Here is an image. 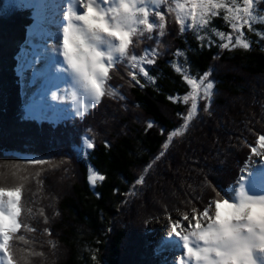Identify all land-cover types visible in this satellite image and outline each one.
I'll return each instance as SVG.
<instances>
[{
    "label": "trees",
    "instance_id": "obj_1",
    "mask_svg": "<svg viewBox=\"0 0 264 264\" xmlns=\"http://www.w3.org/2000/svg\"><path fill=\"white\" fill-rule=\"evenodd\" d=\"M258 10L264 16V0ZM30 16L23 0H0V165L20 164L28 176L24 200L33 212L46 211L45 217L26 221L36 229L29 234L33 248L47 264H153L144 222L177 204L190 213V202L211 200L212 188L224 197L264 135V23L258 19L252 32L245 29L248 49H219L218 38L202 46L191 30L180 33L175 17L167 15L172 31L161 38L164 54L143 65L153 82L119 64L107 81L116 96H103L82 116L48 121L29 115L22 100L17 57L34 25ZM212 23L231 32L221 18ZM148 46L154 45L142 37L134 51L143 54ZM177 49L183 54L177 56ZM177 68L194 77L209 72L216 96L211 115L198 101L197 117L183 136L169 142L168 133L183 123L190 107L182 99L189 89ZM37 159L44 164H35ZM89 166L101 177L94 186L88 182ZM186 194L191 200H177Z\"/></svg>",
    "mask_w": 264,
    "mask_h": 264
},
{
    "label": "snow or ice",
    "instance_id": "obj_2",
    "mask_svg": "<svg viewBox=\"0 0 264 264\" xmlns=\"http://www.w3.org/2000/svg\"><path fill=\"white\" fill-rule=\"evenodd\" d=\"M79 7L83 9L89 3L92 4L102 15H105L108 20L115 26H120L124 31L131 33H140L141 38L151 41L152 45L145 47L143 54H136L134 47L126 49L125 55L117 60H112L110 65L113 66L126 61L128 69H134L144 77L148 82H153V77L145 70L143 65H153L158 58L164 53L162 48H165L162 37L167 32L172 31L166 27V15L175 17V25L178 26L180 33H187L191 30L195 33L197 41L202 46H211L213 41L210 37L219 39L216 47L219 49H248L249 43L245 39L244 33L241 31L247 27L249 32L253 31V25L259 19L264 23V16H261L256 11V5L260 0H77ZM126 5L127 11H117L119 5ZM76 13L69 7L64 14L65 20H70ZM222 16V19L230 26L231 33L226 34L215 29L212 23L213 18ZM207 33V35H201ZM259 35V33H257ZM177 56L182 55V50L177 49ZM217 57H214V59ZM172 63V61H169ZM181 73L185 84L189 91L183 95L182 99L185 104H190L187 108V114L183 116V123L174 131L168 133V141H172L173 137L183 136L189 123L192 122L198 114V101H203L201 105L204 113L211 115V105L213 104L216 92L214 90L215 81L210 79V73L205 71L203 74H198L194 77L189 74L187 69L177 68ZM133 81L138 84L140 81L137 75L132 71L128 72ZM103 84V81H100ZM143 88L144 85L140 84ZM87 94L90 97V102L87 104L80 103L75 110L76 116H82L89 109L100 105L101 98L105 95L116 96L117 93L107 87L105 92L101 87L99 91L88 89ZM55 98V94L53 96ZM75 99V97H73ZM124 99L123 96L120 97ZM151 127V124H149ZM86 148L91 149L93 144L90 139L84 140ZM256 147L251 149L253 155L264 159V135L260 136L256 141ZM163 147L167 149L169 143L165 142ZM160 155H163L161 153ZM155 159L159 160L158 155ZM35 164H44L42 159L34 161ZM0 175L9 178L6 185H0V264H47L44 254L31 249L32 238L29 234L34 233L36 229L31 227L27 221L28 218L36 216L45 217V211L42 208H36L33 212L24 200V193L27 191L28 176L21 171V165L12 163L10 165H0ZM36 175H39L37 172ZM97 179L94 171L88 174L89 184H93ZM142 178L137 179L135 183L141 184ZM212 193L217 191L212 188ZM214 196V195H213ZM237 196L241 197L238 203L229 202L225 199L223 202L213 199L205 201L207 207H203L198 211L195 205L191 209L195 210V218L192 214L184 215L183 220L189 223L181 226L182 221L172 219L169 221L171 227L169 235H175L178 241L183 243V256L175 261V264H196L199 253V245L194 240L189 238L187 234L190 229L195 226L203 232L212 231V223L225 224L228 219L237 212L247 201L252 206L264 207V197L253 198L246 195L242 189L237 190ZM215 206V215L210 216L209 210ZM192 221H195L193 224ZM207 221V224H205ZM47 223V220L44 221ZM47 233V228L44 229ZM183 233V234H182ZM196 235V233H192ZM51 244V240L48 241ZM254 249L264 251V239L259 242L249 240L244 246V256L242 264H253L252 252Z\"/></svg>",
    "mask_w": 264,
    "mask_h": 264
},
{
    "label": "clouds",
    "instance_id": "obj_3",
    "mask_svg": "<svg viewBox=\"0 0 264 264\" xmlns=\"http://www.w3.org/2000/svg\"><path fill=\"white\" fill-rule=\"evenodd\" d=\"M117 11L126 12V5H119ZM65 21L60 54L73 82L86 93L89 88L99 91L101 87L106 92L109 72L112 70L110 62L125 55L129 45L139 47L141 34H129L120 26H114L91 3L80 14ZM70 96L74 100L75 93H70ZM8 182V177L0 175V185ZM213 199L221 202L225 200L218 191H214ZM240 199L237 196L235 203ZM190 214L195 218L194 209H191ZM209 214L215 215V206L209 210ZM211 227L212 231L203 232L193 226L187 233L199 245L196 264H242L246 242L264 239V207L252 206L246 201L225 224L213 222Z\"/></svg>",
    "mask_w": 264,
    "mask_h": 264
},
{
    "label": "rangeland",
    "instance_id": "obj_4",
    "mask_svg": "<svg viewBox=\"0 0 264 264\" xmlns=\"http://www.w3.org/2000/svg\"><path fill=\"white\" fill-rule=\"evenodd\" d=\"M52 1L54 3H52ZM61 2H63V0H39V4L38 3L36 4L35 0H27L26 2L27 4L28 3L31 4V6L34 9L32 13L36 24L28 32L29 43L24 44L23 46L25 52L23 54L24 61L21 67L22 72L20 69V76L22 79V95H23L22 100L28 114L34 117L38 116L40 120L44 118L48 121H57V119H59V116L63 118H66L68 116L69 117L76 116L75 115V110L77 108L76 100L75 101L71 100L70 93L74 92L75 99L79 101L83 100L87 94L82 89L78 88L74 83L70 82L68 79H64L63 82L58 81L57 82L58 84L62 82L59 91H52L51 85H48L47 78L45 77L47 73L40 70V68L38 67V64L43 56L46 57L47 59H51V56L48 55L47 53L44 54V52L47 51V45L49 44L47 41V37L49 34V30L47 26L53 25L54 22L51 19L47 18V21H45V23L44 22L41 23L40 18H38V16H36L35 14V10H36L35 5L45 6L48 9L49 5L51 4H55V6L61 4L58 6L57 10L54 9V12H52L54 13V16H56L58 19V21L55 24L61 25L66 23L65 19L62 18L64 17V13L66 10V9L63 10V6L65 2L64 3ZM261 2L262 0H260L259 3ZM259 3L256 5L257 13L260 12L258 10ZM29 4L28 7L30 6ZM165 15L167 17L168 14L165 13ZM171 17L173 20V16ZM216 18L222 19V16H218ZM225 24H227V22H225ZM227 27L229 28V30H231L228 24ZM245 29L247 30V27L241 30L244 33V35H245ZM226 34H231L233 35V37L235 35L232 34L231 32ZM201 35H207V33H201ZM136 54H138V52H136ZM119 64L121 65L122 68L126 67L125 61ZM118 65L117 64L114 65L113 68L115 69ZM116 70L120 72L122 69H116ZM114 72L115 71H113L112 73ZM33 78L36 79L33 80ZM55 93H56L55 98H53ZM43 96L44 99L40 98ZM37 105L43 107L39 109ZM35 107L37 108V110ZM39 110L41 112H39ZM244 167L245 168L242 169V172L240 176L237 178V181L233 185V187H229L225 192L224 198L227 199L229 202L232 203L237 202L238 189H242L246 195L253 198L264 197V159H261L260 157L252 154L249 161H247V165H245ZM90 171H94L97 175V179L93 184H91L92 186H94L96 183L100 181L101 177L99 173L91 166L88 167V174ZM213 171L212 173L214 174L215 172ZM198 189H196V191ZM203 196L205 197V195ZM176 197L178 198L177 200L179 201H181L182 199L191 200V197H189L188 194H186V196L184 195L181 196L180 199L179 196ZM202 198L203 197H198L197 202L196 201H195L196 203L190 202V205L192 204L193 206V204H195L196 206L199 205V206L207 207L208 204L205 203V201L208 200H202ZM179 207H181L179 206V204L174 205L173 207H170V210L167 214L166 213L160 214L149 221H145L143 224L146 225L145 240L148 242L146 247L147 249L150 250L151 255L154 256L153 261L151 259L153 264H175V261L183 256V251H184L183 243L178 241L175 235L172 236L169 235V229L171 227L169 223L170 220L176 219L178 221H182L181 226H184L189 223L187 220H183L182 214H184V212H182V210H180ZM41 220L43 222L42 226L43 228H45L47 226V223L44 222L45 220L44 218ZM192 223L194 224L195 221H192ZM31 249L37 251L35 248H33L32 244H31ZM252 258L254 260L253 264H264V252L254 249L252 252Z\"/></svg>",
    "mask_w": 264,
    "mask_h": 264
},
{
    "label": "bare ground",
    "instance_id": "obj_5",
    "mask_svg": "<svg viewBox=\"0 0 264 264\" xmlns=\"http://www.w3.org/2000/svg\"><path fill=\"white\" fill-rule=\"evenodd\" d=\"M63 1L65 2L64 6L66 7L65 12L68 10L69 7H71L73 12L76 14H80L82 12L77 0H63ZM99 2L102 3V0H99ZM35 3L39 4V0H35ZM35 6H36L35 14L36 16H38V18H40L41 23L43 22L45 23V21H47V18L51 19L54 22L53 25L50 26L48 24L49 26H47L49 30L47 41L49 44L47 45V51L44 52V54L47 53L48 55H50L51 59H47L46 57L43 56L44 58L43 57L41 58L38 67L40 68V70L47 73V75L45 76L47 78V83L53 87H57L59 85L57 82L63 81L64 79H68L70 82L74 83L73 78L68 73L66 65L64 64L63 58L60 54L62 30L65 24L56 25L55 23L58 21V19L56 16H54V13H52L54 12V9L56 10L58 9V6H55V4H51L49 5L48 9L45 6H41V5L38 6L35 5ZM62 18L64 19V17ZM89 102H90V97L88 94H86L83 100L79 101L76 99V106L80 103L87 104Z\"/></svg>",
    "mask_w": 264,
    "mask_h": 264
}]
</instances>
